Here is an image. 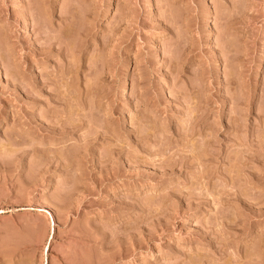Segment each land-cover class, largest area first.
Segmentation results:
<instances>
[{"label":"rangeland","instance_id":"obj_1","mask_svg":"<svg viewBox=\"0 0 264 264\" xmlns=\"http://www.w3.org/2000/svg\"><path fill=\"white\" fill-rule=\"evenodd\" d=\"M0 264H264V0H0Z\"/></svg>","mask_w":264,"mask_h":264},{"label":"bare ground","instance_id":"obj_2","mask_svg":"<svg viewBox=\"0 0 264 264\" xmlns=\"http://www.w3.org/2000/svg\"><path fill=\"white\" fill-rule=\"evenodd\" d=\"M51 240H52V233H51V228H50L48 231L47 238H46V243L48 242V244H49Z\"/></svg>","mask_w":264,"mask_h":264}]
</instances>
